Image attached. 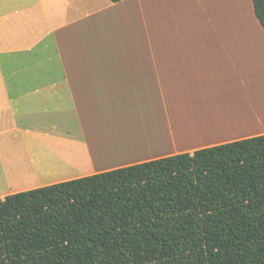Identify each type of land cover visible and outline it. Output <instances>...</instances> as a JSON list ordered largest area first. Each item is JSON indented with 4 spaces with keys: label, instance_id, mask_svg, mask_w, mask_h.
Masks as SVG:
<instances>
[{
    "label": "crops",
    "instance_id": "1",
    "mask_svg": "<svg viewBox=\"0 0 264 264\" xmlns=\"http://www.w3.org/2000/svg\"><path fill=\"white\" fill-rule=\"evenodd\" d=\"M239 1L0 0V199L264 135Z\"/></svg>",
    "mask_w": 264,
    "mask_h": 264
},
{
    "label": "trees",
    "instance_id": "2",
    "mask_svg": "<svg viewBox=\"0 0 264 264\" xmlns=\"http://www.w3.org/2000/svg\"><path fill=\"white\" fill-rule=\"evenodd\" d=\"M0 264H264V135L10 194Z\"/></svg>",
    "mask_w": 264,
    "mask_h": 264
},
{
    "label": "rangeland",
    "instance_id": "3",
    "mask_svg": "<svg viewBox=\"0 0 264 264\" xmlns=\"http://www.w3.org/2000/svg\"><path fill=\"white\" fill-rule=\"evenodd\" d=\"M217 1L214 0V2ZM241 2L242 0L236 5L237 12H240ZM241 16L240 19V15H237L236 56L233 52L234 43L231 41L229 59H233L231 63H238L235 72L244 73L248 96L250 97L251 94L254 101L264 107V36L253 17H250L247 12H242Z\"/></svg>",
    "mask_w": 264,
    "mask_h": 264
},
{
    "label": "bare ground",
    "instance_id": "4",
    "mask_svg": "<svg viewBox=\"0 0 264 264\" xmlns=\"http://www.w3.org/2000/svg\"><path fill=\"white\" fill-rule=\"evenodd\" d=\"M245 111L247 112L246 116L248 117V120L246 122H248V124L251 127H255V128H258L260 125H262L259 128V131H264V107H263V105L262 106L259 105V107L252 106L249 110L246 109ZM241 119L242 118H239V120H241ZM245 120H246V118H245Z\"/></svg>",
    "mask_w": 264,
    "mask_h": 264
}]
</instances>
